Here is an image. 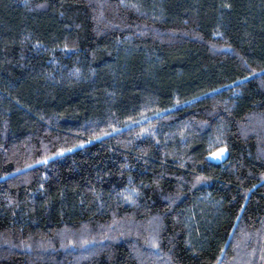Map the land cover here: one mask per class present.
<instances>
[{"label": "trees", "instance_id": "obj_1", "mask_svg": "<svg viewBox=\"0 0 264 264\" xmlns=\"http://www.w3.org/2000/svg\"><path fill=\"white\" fill-rule=\"evenodd\" d=\"M0 264H264V0H0Z\"/></svg>", "mask_w": 264, "mask_h": 264}, {"label": "rangeland", "instance_id": "obj_2", "mask_svg": "<svg viewBox=\"0 0 264 264\" xmlns=\"http://www.w3.org/2000/svg\"><path fill=\"white\" fill-rule=\"evenodd\" d=\"M226 156V151L225 149H221L218 152L212 153L208 156L209 161L214 162V163H220L224 160Z\"/></svg>", "mask_w": 264, "mask_h": 264}]
</instances>
